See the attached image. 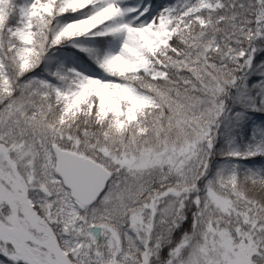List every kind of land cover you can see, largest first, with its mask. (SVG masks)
Listing matches in <instances>:
<instances>
[{
	"label": "snow or ice",
	"instance_id": "1",
	"mask_svg": "<svg viewBox=\"0 0 264 264\" xmlns=\"http://www.w3.org/2000/svg\"><path fill=\"white\" fill-rule=\"evenodd\" d=\"M0 264H264V0H0Z\"/></svg>",
	"mask_w": 264,
	"mask_h": 264
}]
</instances>
